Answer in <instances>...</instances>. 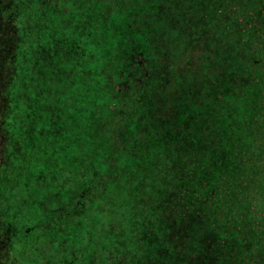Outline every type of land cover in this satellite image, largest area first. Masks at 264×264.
<instances>
[{
    "label": "trees",
    "instance_id": "trees-1",
    "mask_svg": "<svg viewBox=\"0 0 264 264\" xmlns=\"http://www.w3.org/2000/svg\"><path fill=\"white\" fill-rule=\"evenodd\" d=\"M172 24L191 48L180 76L156 30ZM87 40L93 49L78 50ZM22 44L31 50L26 58L21 50L18 66ZM88 59L91 70L77 77L83 120L65 126L94 123L100 169L72 180L76 192L70 182H58L65 171L80 174L64 161L70 152L60 142L41 146L54 158L33 163L31 172L39 176L50 167L51 179L69 194L57 195L52 233L30 238L24 264H70L59 250L60 231L101 219L117 202L116 189L126 217L136 222V247L121 264H264V229L251 205L264 183V0H149V6L146 0H0V118L17 96V67L21 89L35 80L33 92L45 81L62 93L73 69ZM180 80L187 98L175 89ZM172 104L186 106L176 127ZM63 140L72 145L77 136L68 131ZM87 146L72 159L84 163ZM113 248L105 264H115Z\"/></svg>",
    "mask_w": 264,
    "mask_h": 264
},
{
    "label": "rangeland",
    "instance_id": "rangeland-1",
    "mask_svg": "<svg viewBox=\"0 0 264 264\" xmlns=\"http://www.w3.org/2000/svg\"><path fill=\"white\" fill-rule=\"evenodd\" d=\"M146 3L149 6V0H146ZM159 11L160 14L167 16L165 8H159ZM160 14L154 17H162ZM54 26H56L55 36L60 37L59 35L62 34L61 27L57 22ZM156 30L161 35L158 41L165 42L164 46L167 47L169 59L173 61L174 66H176L175 72L180 76L183 65L190 60L188 52L191 48L187 47L181 38L178 39L175 25L172 24L166 28L157 27ZM28 37L31 38L30 41V38H28V41L31 42L34 34H28ZM87 42H81L80 47L77 49L85 51L88 47L89 50H92L95 46L94 42L91 40H87ZM22 46L19 48L18 66L21 64V50L26 53L25 58L28 55V50H31L29 46L25 47L23 44ZM180 48L182 49L179 50ZM190 55L195 56L192 53ZM80 63V68L73 69L71 73L72 83L65 85L62 93L49 88L50 83H47V87L45 81L42 84L41 91L33 92L35 90L33 85H36L35 80H30V86L26 81V88L21 89L18 82L21 72L17 67V73L13 81L15 88L13 92L17 96L14 95L12 103L6 106L2 118H0V264L25 263L23 252L25 253L26 250L28 254L32 253V246L28 245L27 242L31 237L35 240V236L44 231L46 235H49V232L52 233L50 222H52V214L55 213L54 209L58 206L56 203L57 195L69 194L68 191H64V187L59 186L51 179L55 172L50 167L47 169L44 167L43 171L40 170L39 176L31 172L34 166L33 163L37 165V162L44 158H54L49 151L46 156L43 155L48 147L46 146L45 149V145L60 142L64 146L62 152L64 153L65 147L67 153L70 152L68 156L66 155L64 161L74 163L75 167L79 168L80 174L76 177L73 172H70L67 176L65 171L58 182H62V184L64 182L65 185L70 182L69 188L76 192L78 188L71 182L72 180H76L78 176H82L85 180L100 169L99 162L95 158L96 145L100 137L94 123L89 125L80 124L81 122L72 123L75 128L65 126L70 123V120L80 119L82 121L84 117V112L77 106L78 103H81L82 97L84 99L82 88L77 87V77H83V69L89 68L91 64L90 59L87 61L82 60ZM91 74L93 75V73ZM215 74L218 78L221 77L217 72ZM176 88L180 93V97H189V91L184 90L181 80L176 84ZM73 89L75 92L78 89L76 95H74ZM95 93L96 91L93 88V94ZM162 98H166V94L162 93ZM74 101L76 105H74ZM188 102H190V99ZM160 104L159 101L157 103L158 108ZM170 106L172 122L176 127L178 123L176 120L177 118L181 119V115H185L186 106H176L175 104ZM94 111L92 109V112ZM63 124L64 128H62ZM68 131L73 136H77V140H72L73 146L71 143L64 145V133ZM121 137L124 139V134ZM81 139L84 141L78 143ZM41 146L44 147L41 148ZM86 146V161L80 163L81 157L73 160L72 156H75L76 153L78 155L84 154ZM100 150L102 152V146ZM260 160L264 163V159L260 158ZM45 165L47 163L43 160V166ZM60 166L69 168V166L63 164V161ZM77 171L78 169L76 173ZM28 174H32L33 177ZM58 174L57 171L55 176H58ZM55 186L61 187V190L56 192ZM40 187L45 190L44 195L41 196L39 193ZM114 193L117 194L115 196L117 202L112 204L111 207L108 206L110 209L103 214L104 216L101 219L91 217L90 220L85 221L84 224L87 226L84 229L77 227L73 232L68 231L65 234L60 231L64 244L61 245L59 250L61 255H65L68 263L92 264L93 261L96 264H105L106 252L114 247L112 253L115 264H121L119 260L123 258L126 260L129 256L128 252L135 249V235L132 232L133 227L136 225L135 219L126 217V212L122 209L123 203L118 200L122 195L118 189L114 190ZM65 199H67L66 196ZM88 200L92 208L93 199L90 197ZM46 202H49L48 205ZM64 203L67 205L69 202L65 200ZM251 205L256 226H259L262 231L264 229V183L255 187ZM59 208L58 206L57 212L60 211ZM87 231H90V233ZM43 245L47 248L46 250L52 249L49 243L44 242Z\"/></svg>",
    "mask_w": 264,
    "mask_h": 264
}]
</instances>
